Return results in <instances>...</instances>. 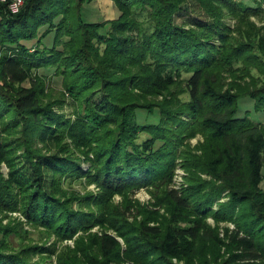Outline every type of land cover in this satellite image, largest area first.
Listing matches in <instances>:
<instances>
[{"label":"trees","instance_id":"1","mask_svg":"<svg viewBox=\"0 0 264 264\" xmlns=\"http://www.w3.org/2000/svg\"><path fill=\"white\" fill-rule=\"evenodd\" d=\"M92 1L25 0L12 12L0 0V264L52 250L24 245L15 212L57 240L108 225L144 264H264V121L237 115L244 98L264 110V0H193L207 19L191 24L176 22L188 0H112L115 19L87 21ZM197 134L201 154L189 144ZM177 159L190 182L181 194L168 188ZM75 181L99 191L80 194ZM140 186L168 205L166 226L126 222V196ZM223 222L235 226L221 235ZM94 239L91 251L77 237L59 263L116 262L118 241Z\"/></svg>","mask_w":264,"mask_h":264},{"label":"rangeland","instance_id":"2","mask_svg":"<svg viewBox=\"0 0 264 264\" xmlns=\"http://www.w3.org/2000/svg\"><path fill=\"white\" fill-rule=\"evenodd\" d=\"M3 1V0H1ZM7 1V0H6ZM9 1V0H8ZM245 3H252L251 0H242ZM98 3L100 5V8L98 7ZM98 3L96 0H93L92 2L88 3L84 10H83V18L87 21H98L101 20L103 17L104 20H110L115 19L119 12L115 8V5L112 0H98ZM101 9V10H100ZM101 11L105 14L102 15ZM207 19V16L201 11L199 8V5L193 1L188 0L187 3L184 5L183 10L178 12L176 14V22L177 23H195V22H205ZM258 25H260V22H257ZM227 24L234 25L235 21L231 18L227 19ZM39 72L41 73H48L43 69H41ZM25 85H29L28 83H25ZM48 86L53 90V93L57 96L60 95V91L62 90V82L61 77H50L48 80ZM66 99L69 100V102L64 107L65 112L69 113L71 112L72 106L69 97L66 93ZM250 110L252 111V118L255 121H264V110L258 113L253 112V100L249 98H244L239 101V110L237 115L238 116H244L246 111ZM145 113L140 112L139 114V120L141 122L145 121H152L151 115L146 119ZM154 121V120H153ZM204 142V138L202 135L197 134L195 137H192L189 140V144L192 148H195L197 145H200ZM198 154L202 153V150L198 149L196 147L195 150ZM182 160L177 159L176 160V167L174 169L173 177L171 179V182L168 185L169 189L176 190L179 194H181L182 190L187 188L190 184L188 179V172L182 165ZM85 167L87 166L84 165ZM2 171L4 173L7 172V168L4 164H1ZM262 174L264 176V168L262 170ZM200 176L206 177L205 174L200 173ZM264 183V180L263 182ZM72 189L78 191L80 194H84L87 192L91 193H97L99 191V188L95 186V184H89L87 185L84 181H75L71 184ZM264 188V185H262ZM154 192V191H153ZM149 186H140L137 189L132 190L128 193V199L133 204L131 205L130 209L125 211V220L129 225H137L138 222L145 220L148 225L155 226L157 224H160L161 226H166L167 222L166 219L168 218V205L160 200L157 193H153ZM227 198L224 196L221 201H226ZM166 201V200H165ZM113 203L118 205L121 209H123V206L125 204V200L123 196L120 193H116L113 196ZM76 205H74L75 208ZM12 218H17L15 221L21 220L23 222L22 227L24 230L28 232V235H24L23 237V243L24 245L32 244V245H39V246H45L52 248L51 252L45 253V255L40 254H29L30 261L34 264H60L59 263V253L62 252L64 248L66 249H75V239L77 237H81L83 239V243L88 245L89 248L91 247V251L96 250V245L94 236H100V235H109L113 238H115L119 243V256L116 257V262H109V264H144L142 262H137V260H133L129 258L127 255H129L126 251L128 250V244L125 240V237L120 235L114 228H108V225H102L100 223H96V225L92 226L87 232H84L83 230H78L74 237L70 239H63V240H57L55 238V235L52 234L48 238H43L44 236H47V233L43 232L41 228L34 229L29 224H26L25 218L18 212H15L12 214ZM8 221L4 220L3 223L6 224ZM207 222L211 224L213 229L217 224L214 223V220L212 218H207ZM218 226L220 228H217V231H220L221 235L223 232L224 227L234 228L233 223L223 222L220 223ZM20 238L16 236L11 237V244L14 245V249L18 250L20 249ZM198 241V240H196ZM54 247V248H53ZM189 252L194 254L198 246L196 244H188ZM221 258L224 256L225 253V247L222 246L220 249ZM80 255V253H78ZM196 254V253H195ZM206 258L208 260H212L214 257L211 253H207ZM134 256H132L133 258ZM198 257L195 258L194 262L195 264H199ZM185 260H178L176 258H172L173 263H179L184 264Z\"/></svg>","mask_w":264,"mask_h":264},{"label":"built area","instance_id":"3","mask_svg":"<svg viewBox=\"0 0 264 264\" xmlns=\"http://www.w3.org/2000/svg\"><path fill=\"white\" fill-rule=\"evenodd\" d=\"M3 1H6V0H3ZM24 1L25 0H9V9L12 11V12H17L21 7L22 5L24 4Z\"/></svg>","mask_w":264,"mask_h":264},{"label":"crops","instance_id":"4","mask_svg":"<svg viewBox=\"0 0 264 264\" xmlns=\"http://www.w3.org/2000/svg\"><path fill=\"white\" fill-rule=\"evenodd\" d=\"M97 1V3H98V0H96ZM98 7L100 8V5H99V3H98ZM101 10V9H100ZM101 13H102V15L104 16L105 14L101 11ZM261 185H264V183H262ZM263 187V186H262Z\"/></svg>","mask_w":264,"mask_h":264}]
</instances>
